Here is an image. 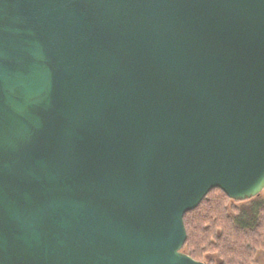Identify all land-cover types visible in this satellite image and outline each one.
I'll return each instance as SVG.
<instances>
[{
    "label": "water",
    "instance_id": "95a60500",
    "mask_svg": "<svg viewBox=\"0 0 264 264\" xmlns=\"http://www.w3.org/2000/svg\"><path fill=\"white\" fill-rule=\"evenodd\" d=\"M213 188H264V0H0V264H205Z\"/></svg>",
    "mask_w": 264,
    "mask_h": 264
},
{
    "label": "rangeland",
    "instance_id": "374dc122",
    "mask_svg": "<svg viewBox=\"0 0 264 264\" xmlns=\"http://www.w3.org/2000/svg\"><path fill=\"white\" fill-rule=\"evenodd\" d=\"M216 194L218 193L212 192L213 197ZM259 196L264 199V188ZM214 202L216 203V201ZM231 203L233 202L228 200L220 201L211 212V217H216L213 223L208 224L211 222V218L206 222V219H202L198 223V229L194 232L195 238L190 243L188 250L182 252L186 254L188 251L192 252L197 259L205 264H264V211L261 224L256 231L243 233L231 229L226 221L227 209L231 207ZM208 204L209 202H205L202 208L207 207ZM207 224L210 230L205 232ZM223 236H228L230 239L226 244L222 242ZM231 249L235 251V255L230 253ZM242 251L245 254L239 258L236 253Z\"/></svg>",
    "mask_w": 264,
    "mask_h": 264
},
{
    "label": "trees",
    "instance_id": "16d2710c",
    "mask_svg": "<svg viewBox=\"0 0 264 264\" xmlns=\"http://www.w3.org/2000/svg\"><path fill=\"white\" fill-rule=\"evenodd\" d=\"M212 192H216L218 194L215 195V197L212 196ZM260 193L250 199H246L243 201H235L230 199L223 191H221L218 188L211 189L205 197L201 200V202L198 204V206L190 211H187L183 215V224L186 231V240L181 248V251L188 250L190 243L194 240V232H196V229H198V226L200 221L202 219H206L205 222L211 218V222L208 224H212L213 220L216 217H211V212L215 209V207L218 205L220 201L228 200L233 203H231V207H229L228 212L226 213V221L229 223V226L233 230H237L240 232H255L256 229L260 226L262 221V215L264 211V199L259 196ZM216 201V203L214 202ZM205 202H209L207 207L202 208V205ZM238 203V204H237ZM233 207V208H232ZM202 208V209H201ZM226 209V208H224ZM209 210V211H208ZM208 224L205 226V232L209 231L210 228H208ZM228 236H223L222 242L227 243L229 241ZM233 247V246H231ZM237 247V246H236ZM235 248V247H234ZM231 249L230 253H234ZM188 255L195 259L200 261V259H197L192 252H187ZM239 255V258H242L245 253L238 252L236 253Z\"/></svg>",
    "mask_w": 264,
    "mask_h": 264
}]
</instances>
